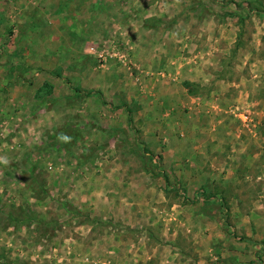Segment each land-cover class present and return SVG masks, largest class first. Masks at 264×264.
I'll return each mask as SVG.
<instances>
[{
  "label": "rangeland",
  "instance_id": "rangeland-1",
  "mask_svg": "<svg viewBox=\"0 0 264 264\" xmlns=\"http://www.w3.org/2000/svg\"><path fill=\"white\" fill-rule=\"evenodd\" d=\"M0 264H264V0H0Z\"/></svg>",
  "mask_w": 264,
  "mask_h": 264
},
{
  "label": "crops",
  "instance_id": "crops-1",
  "mask_svg": "<svg viewBox=\"0 0 264 264\" xmlns=\"http://www.w3.org/2000/svg\"><path fill=\"white\" fill-rule=\"evenodd\" d=\"M9 16V15H8ZM9 20H10V18H9ZM13 20V19H12Z\"/></svg>",
  "mask_w": 264,
  "mask_h": 264
}]
</instances>
